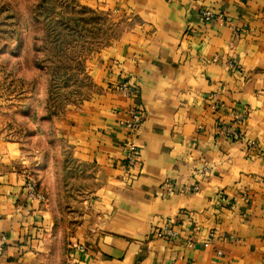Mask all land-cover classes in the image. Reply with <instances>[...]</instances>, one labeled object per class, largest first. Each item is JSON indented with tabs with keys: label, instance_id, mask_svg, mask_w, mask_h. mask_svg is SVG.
I'll return each instance as SVG.
<instances>
[{
	"label": "crops",
	"instance_id": "0c3cea01",
	"mask_svg": "<svg viewBox=\"0 0 264 264\" xmlns=\"http://www.w3.org/2000/svg\"><path fill=\"white\" fill-rule=\"evenodd\" d=\"M75 1L121 28L89 65L98 93L56 127L96 187L65 236L24 188L20 144L0 139V264H264V0Z\"/></svg>",
	"mask_w": 264,
	"mask_h": 264
},
{
	"label": "rangeland",
	"instance_id": "374dc122",
	"mask_svg": "<svg viewBox=\"0 0 264 264\" xmlns=\"http://www.w3.org/2000/svg\"><path fill=\"white\" fill-rule=\"evenodd\" d=\"M120 30L75 0H0V139L20 144L25 181L65 236L76 232L98 174L71 159L57 122L98 93L89 65Z\"/></svg>",
	"mask_w": 264,
	"mask_h": 264
},
{
	"label": "built area",
	"instance_id": "2783aa9c",
	"mask_svg": "<svg viewBox=\"0 0 264 264\" xmlns=\"http://www.w3.org/2000/svg\"><path fill=\"white\" fill-rule=\"evenodd\" d=\"M201 17H202V20L205 22H209L216 18L222 19L221 16L216 17L213 13L209 11L202 12ZM134 86L135 84H130L127 80L118 87L117 91L120 94L128 97L136 93L137 88ZM128 116L129 118L124 123V127H126L133 134L138 133L145 119L143 110L141 108L133 109L129 111ZM124 159L126 161L127 168H130V167L132 168L135 165H137V162H138L137 149H136V146L132 142H128L126 145V149L124 151ZM163 187L169 189L170 184L166 183L164 184ZM24 188L26 189L30 198L35 197V183L33 182V180L31 181V179L27 178V181H25ZM157 237L166 238L168 240H171L175 237V234L172 232V229L169 223L163 226V228L158 232ZM5 245H6V236L0 235V263L3 260Z\"/></svg>",
	"mask_w": 264,
	"mask_h": 264
}]
</instances>
